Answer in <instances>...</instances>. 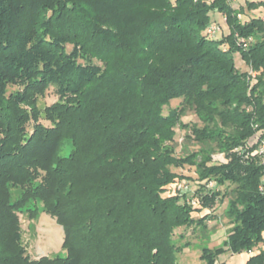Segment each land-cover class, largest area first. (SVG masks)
Returning <instances> with one entry per match:
<instances>
[{
	"label": "trees",
	"instance_id": "16d2710c",
	"mask_svg": "<svg viewBox=\"0 0 264 264\" xmlns=\"http://www.w3.org/2000/svg\"><path fill=\"white\" fill-rule=\"evenodd\" d=\"M231 2L0 0V264H179L190 244L175 231L206 233L225 201L231 228L201 262L264 244V11L248 14L264 2ZM211 13L227 26L218 39ZM189 111L200 126L183 123ZM177 129L198 150L177 155ZM186 166L196 207L165 195ZM38 205L63 228L65 257L28 255L19 215ZM245 264H264V247Z\"/></svg>",
	"mask_w": 264,
	"mask_h": 264
},
{
	"label": "rangeland",
	"instance_id": "374dc122",
	"mask_svg": "<svg viewBox=\"0 0 264 264\" xmlns=\"http://www.w3.org/2000/svg\"><path fill=\"white\" fill-rule=\"evenodd\" d=\"M211 1V0H210ZM248 0H232L231 4L233 8L238 9L239 7H244ZM249 1H262L264 0H249ZM263 9L255 10L252 12H248L250 16L253 14L255 16H262ZM211 19L220 25L225 32L227 33V26L225 24V20L221 14L211 13ZM70 49V48H69ZM235 63L242 71L251 70L241 61L240 56L238 54L234 55ZM57 101V95L53 88H51L46 96L39 101L40 109H44L47 106L52 105ZM181 100H173L169 107L164 109V113L167 114L170 109L176 108L180 105ZM183 123L189 125H198L200 126V122L193 111H189L188 114L182 118ZM48 125V123L45 122ZM185 131L184 130H176L175 137V145H176V154L181 155L182 147L184 145L188 146L190 151L198 150V146L193 142H187L185 140ZM72 145L70 141H65L61 155L64 157H68L72 152ZM214 161L216 163H225L226 159L223 154L214 155ZM178 175L183 176L182 179L177 180L173 183L165 192V195H187V200L189 201L190 197H194V193L199 189V184L197 181V175L195 173V169L193 167L186 166L183 169H173ZM180 183L183 187L184 193H180L178 191H174L175 184ZM216 188V186H215ZM222 190V189H221ZM176 193V194H175ZM190 193V194H189ZM21 192L18 190L13 191V198H19ZM227 205V201L218 204L214 208V216L216 220H212L208 222V231L206 233H201V231L193 229H177L174 234V239L177 244L182 245L184 243H189L190 247L186 248L182 253L178 255V263L179 264H204L200 260V248L202 246H208L211 249L219 247L226 240L227 235L229 233V229L231 228L228 220L224 216V211ZM39 214L38 216H30L28 212H24L19 215L22 229V242L26 247L27 253L31 259L37 260L42 257H65L66 251L63 249V240H64V232L63 228L56 222V219L44 213L43 207L38 205ZM209 213V211H203L202 213H194L193 216L197 218H201L204 215ZM179 236H183L184 239L181 240ZM261 246H258L254 250L259 249ZM253 252L254 254L256 253ZM249 256L248 253L242 254H232L227 252L219 257L216 264H245L247 260H245L246 256Z\"/></svg>",
	"mask_w": 264,
	"mask_h": 264
},
{
	"label": "built area",
	"instance_id": "2783aa9c",
	"mask_svg": "<svg viewBox=\"0 0 264 264\" xmlns=\"http://www.w3.org/2000/svg\"><path fill=\"white\" fill-rule=\"evenodd\" d=\"M241 17V16H240ZM205 34L208 38L210 39H218L220 38L221 36L224 35V29L218 25L216 22H214L213 20L211 21L210 25L206 28L205 30ZM240 42L243 44V46H247L249 43H252L253 42V39H249V40H244V39H241ZM253 79L255 78L256 76V73L251 71L250 74ZM241 149H238L237 151L239 152ZM257 153L259 154H264V141L262 143V145L260 146V148L257 150ZM216 186L215 183L211 182L208 184L207 186V189L211 190V189H214ZM183 186L180 184V183H177L175 184V189L174 191H178L180 193H184V190L182 188ZM261 190L264 191V186L261 187ZM176 194V193H175ZM190 194V193H189ZM189 203L192 204L193 206H197L198 202L196 201V199H192V200H189ZM264 247V244L261 245V247ZM260 249V248H259ZM257 249V251L259 250ZM256 252V250H254ZM253 251V252H254ZM253 252H250L249 255H253L254 253Z\"/></svg>",
	"mask_w": 264,
	"mask_h": 264
},
{
	"label": "crops",
	"instance_id": "0c3cea01",
	"mask_svg": "<svg viewBox=\"0 0 264 264\" xmlns=\"http://www.w3.org/2000/svg\"><path fill=\"white\" fill-rule=\"evenodd\" d=\"M249 257H250V255H249V256L247 255V256H246V258H245V260H248V259H249Z\"/></svg>",
	"mask_w": 264,
	"mask_h": 264
}]
</instances>
